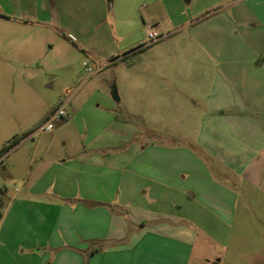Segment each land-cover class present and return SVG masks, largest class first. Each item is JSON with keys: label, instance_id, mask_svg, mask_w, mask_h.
<instances>
[{"label": "crops", "instance_id": "crops-1", "mask_svg": "<svg viewBox=\"0 0 264 264\" xmlns=\"http://www.w3.org/2000/svg\"><path fill=\"white\" fill-rule=\"evenodd\" d=\"M185 1H195L196 15L210 10L206 14L214 16L208 35L202 23H187L194 33L201 30L192 40L206 52L212 49L207 53L214 56V71L211 75L203 66L196 76L198 88L186 90L190 94L184 89L182 97L169 94L165 123L152 126L171 145L137 176L147 190L153 185L190 186L198 206L207 213L197 221L238 223L234 230L216 236L204 229L191 234L178 226L180 220L173 215H148L143 200L136 201L130 213L125 207L134 189L126 183L124 204L113 215L107 207L110 201L104 199L87 197L62 205L28 196L34 183L25 178V192L9 198L0 211V264H191L197 236L216 244L225 240L221 244L228 249L229 264H264V0ZM155 2L0 0V22L43 29L85 48L90 40L105 38L104 26L112 29L114 37L122 25V35L132 38L142 29V14L148 18ZM134 40L128 45L132 53L140 42ZM16 45L23 50L22 44ZM194 95L201 104H196ZM141 154L136 158L140 160ZM84 157L81 154L79 159ZM92 159L96 166L103 163L98 154ZM127 236L126 245H109ZM201 262L228 264L222 257L214 261L201 256Z\"/></svg>", "mask_w": 264, "mask_h": 264}, {"label": "rangeland", "instance_id": "rangeland-1", "mask_svg": "<svg viewBox=\"0 0 264 264\" xmlns=\"http://www.w3.org/2000/svg\"><path fill=\"white\" fill-rule=\"evenodd\" d=\"M194 2L156 0L149 7L148 18L142 14V29L133 34L140 40L134 47L141 49L138 54L129 52L128 45L135 40L122 35V25L117 26L114 37L112 29L102 27L104 39H92L85 48H77L74 42L46 30L14 28L0 22V147L18 138L16 150L0 154L2 205L25 192L22 183L27 178L29 184L34 183L33 190L26 192L28 196L54 199L62 205L87 197L104 199L117 215L126 197V183L134 189L128 197L130 205L125 207L130 213L134 203L143 200L148 215H173L180 220L177 225L188 228L191 234L198 235L199 229H204L216 236L223 230H234L238 223L198 222L197 217L205 218L207 213L198 206L190 186L153 185L147 190L137 176L157 153L163 155L171 145L152 126L165 123L169 94L178 98L183 96L180 90L197 89L196 76L203 66L211 75L214 71V56L207 53L212 49L206 52L192 40L201 30L194 33L187 25L189 21L202 23L208 35L214 16L206 14L210 10L196 15ZM145 28L160 39L150 43ZM16 44H22L23 50ZM112 87L118 101L111 96ZM194 97L196 104H201L198 96ZM185 102L191 103L188 99ZM57 108L65 113L63 119L55 121L50 131L35 133ZM141 152L139 160L136 156L140 158ZM81 154L83 159H79ZM93 154L103 158L100 166H96ZM160 161L164 159H157ZM126 223L129 225L128 218ZM128 239L111 240L109 245H126ZM224 241L221 238L216 244L214 239L197 236L191 246V264H203L201 256L214 261L222 257L229 264L228 249H222Z\"/></svg>", "mask_w": 264, "mask_h": 264}, {"label": "built area", "instance_id": "built-area-1", "mask_svg": "<svg viewBox=\"0 0 264 264\" xmlns=\"http://www.w3.org/2000/svg\"><path fill=\"white\" fill-rule=\"evenodd\" d=\"M146 37L150 43H153L160 39V36L152 30L146 31ZM88 71L91 72L92 70L88 68ZM64 115L65 113L61 108L55 109L50 113V116L46 119V121L38 128H36L35 133L50 131L53 128V123L57 120L63 119Z\"/></svg>", "mask_w": 264, "mask_h": 264}, {"label": "trees", "instance_id": "trees-1", "mask_svg": "<svg viewBox=\"0 0 264 264\" xmlns=\"http://www.w3.org/2000/svg\"><path fill=\"white\" fill-rule=\"evenodd\" d=\"M141 51L140 48H136L132 54H138ZM18 142V138L14 137L11 138L9 140H7L5 143H3L0 147V154H4L5 152H7L8 150H10L11 148H13ZM3 205H2V201L0 198V211L2 209Z\"/></svg>", "mask_w": 264, "mask_h": 264}, {"label": "water", "instance_id": "water-1", "mask_svg": "<svg viewBox=\"0 0 264 264\" xmlns=\"http://www.w3.org/2000/svg\"><path fill=\"white\" fill-rule=\"evenodd\" d=\"M111 96L115 101H118V97L116 95V91L114 89V87L111 88Z\"/></svg>", "mask_w": 264, "mask_h": 264}]
</instances>
